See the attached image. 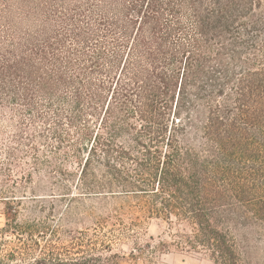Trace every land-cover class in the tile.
<instances>
[{
	"label": "trees",
	"instance_id": "1",
	"mask_svg": "<svg viewBox=\"0 0 264 264\" xmlns=\"http://www.w3.org/2000/svg\"><path fill=\"white\" fill-rule=\"evenodd\" d=\"M115 197L134 262L264 264V0H0V264H121Z\"/></svg>",
	"mask_w": 264,
	"mask_h": 264
},
{
	"label": "rangeland",
	"instance_id": "2",
	"mask_svg": "<svg viewBox=\"0 0 264 264\" xmlns=\"http://www.w3.org/2000/svg\"><path fill=\"white\" fill-rule=\"evenodd\" d=\"M137 200L134 198L120 199V197L108 198V199H87L80 203H75L74 209L77 214H71L69 216H77L83 218L85 223L92 224V221H96L99 217H107L114 225L107 224L104 227L97 228V232L100 234H107L112 237V247L114 251L121 254H125V258L120 260L121 264H147L138 260L134 262L128 257V253L133 246V240L138 242H144L148 239L149 235L156 236L159 233V228L156 226L153 219H143L137 213H126L128 208L135 209ZM53 206L54 212L49 214ZM1 209V206H0ZM64 203L45 201L43 203L42 212L37 216H68L63 214ZM128 216V218L126 217ZM24 217V216H20ZM120 217L123 219H132L139 221L136 225H133L125 230H120ZM4 223V216L0 213V226ZM92 230V229H91ZM123 235V236H121ZM153 264H208L205 260L198 255L191 252H183L177 250H171L168 252L157 253L152 258ZM152 264V263H151Z\"/></svg>",
	"mask_w": 264,
	"mask_h": 264
}]
</instances>
